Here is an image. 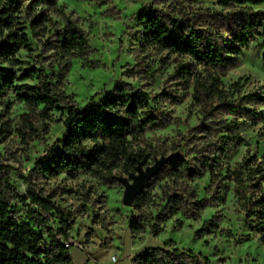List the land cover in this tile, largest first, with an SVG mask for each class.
I'll return each mask as SVG.
<instances>
[{"label":"trees","instance_id":"obj_1","mask_svg":"<svg viewBox=\"0 0 264 264\" xmlns=\"http://www.w3.org/2000/svg\"><path fill=\"white\" fill-rule=\"evenodd\" d=\"M170 1L185 7L201 0ZM210 1L214 7L192 16L183 12L173 17L150 6L137 12L140 49L152 47L188 59L187 63H178L174 73L190 83L191 98L203 118L211 121L194 127L199 134L194 137L204 138L201 144L190 145L183 138L172 149L175 154L154 175V179L166 177L168 182L163 190L165 203L155 222L148 226L134 215L128 228L135 235L149 227L150 234L157 235L162 231L161 223L177 213L185 219L198 217L204 208L222 199L220 194L199 197L187 184L207 172L209 183L222 177L233 183V195L245 225L260 235L264 245V165L252 158H244L233 167L221 161V156L241 140L238 119L254 124L263 118L255 107L263 103L258 92L243 94L241 78L225 88L221 76L236 65L242 47L255 37H262L264 46V0ZM52 14L57 20L51 18ZM27 28L33 37L50 35L32 63L18 57L21 50L32 51ZM47 51L49 55L44 54ZM90 51L87 35L64 5H56L55 0H0V104L6 113L14 104L24 109L12 125L8 117L0 122V134L13 129L25 141L31 140L38 123L50 119L54 112L62 117L64 126L61 137L53 141L45 155L35 159L28 174L20 175L27 183L25 195L13 189L10 168L0 163V264H74L71 245L65 246L71 239L72 213L47 194L37 184L38 179L85 174L108 185L118 182L117 174L130 177L139 163L150 164L142 144L147 132L164 125L156 109L164 95L151 96L120 81L97 100L92 96L83 106L77 105L63 90L65 76L71 60L86 59ZM125 72L131 76L135 71L127 68ZM214 111L234 118L213 120ZM20 200L27 207L24 217L12 208L13 202ZM148 203L144 188L133 206L141 208ZM217 227L213 219L204 220L195 236L202 237ZM131 264L212 262L167 239L162 245L136 253Z\"/></svg>","mask_w":264,"mask_h":264},{"label":"rangeland","instance_id":"obj_2","mask_svg":"<svg viewBox=\"0 0 264 264\" xmlns=\"http://www.w3.org/2000/svg\"><path fill=\"white\" fill-rule=\"evenodd\" d=\"M55 4L64 5L67 13L77 20L87 35L91 49L86 59L76 57L71 60L65 76L63 90L73 96L77 105L83 106L92 96L97 100L110 92L117 82H128L151 96L164 95L156 108L164 125L147 132L142 144L149 155V165L161 155L175 154L172 149L183 138L190 145L201 144L204 138L199 140L194 137L198 134L194 127L211 120L203 118L199 106L191 98L190 83L182 81L174 73L178 63L189 61L186 57L152 47L141 50L136 40L141 31L137 12L143 6H150L173 17H180L183 12L192 16L202 9L214 7L210 0L185 7L170 0H55ZM51 18L57 20L53 14ZM27 31L32 51L21 50L18 57L32 63L40 52L41 43L50 35L33 37L28 28ZM262 42V37L257 36L243 46L236 65L221 76L225 88L241 78L243 94L255 91L263 99L262 104L255 106L263 115L262 119L254 124L244 118L238 119L241 140L221 156V161L229 167L244 158H252L264 165ZM44 54L49 55L50 52ZM127 68H133L135 72L127 75ZM23 110L21 104H14L6 113L0 104V122L8 117V123L12 125ZM211 118L229 121L234 117L214 111ZM63 130L62 117L54 112L50 119L38 123L31 140L25 141L13 129L7 134H0V163L10 168L12 187L20 196L27 191V183L20 175L28 174L35 159L45 155L53 141L61 137ZM36 182L47 194H52L60 206L72 213L74 223L70 236L75 243L71 245L70 253L75 264H131L136 253L150 246L162 245L167 239L173 240L178 248L201 253L212 264H264V245L260 235L245 225L244 215L233 195V183L224 177L209 183L208 173L204 172L188 182L199 197L220 194L222 199L204 208L194 219H185L180 213L171 216L161 223L162 231L157 235H151L149 227L143 233L132 235L128 221L131 216L139 215L148 226L155 222L154 217L165 203L163 190L168 183L166 177L152 178L149 181L151 184H146L144 188L149 203L141 208L122 204L123 187L119 182L107 185L85 174L77 178L60 174L40 178ZM12 208L22 217L27 211L21 200L13 202ZM207 219L216 221L218 227L202 237H196L195 232ZM77 242L83 245V249L76 246ZM111 256L117 260L111 261Z\"/></svg>","mask_w":264,"mask_h":264},{"label":"water","instance_id":"obj_3","mask_svg":"<svg viewBox=\"0 0 264 264\" xmlns=\"http://www.w3.org/2000/svg\"><path fill=\"white\" fill-rule=\"evenodd\" d=\"M172 157V155H161L156 158L151 165L144 166L139 163L136 172L130 177L117 175L118 182L122 185L121 202L124 206L132 207L136 196L139 195L146 184L156 175L162 166Z\"/></svg>","mask_w":264,"mask_h":264},{"label":"built area","instance_id":"obj_4","mask_svg":"<svg viewBox=\"0 0 264 264\" xmlns=\"http://www.w3.org/2000/svg\"><path fill=\"white\" fill-rule=\"evenodd\" d=\"M74 243H75V241L72 240V239H70L69 241H67V242L65 243V246H66V247H69L70 245H73ZM76 246H77V247H80V248L83 249V245H82L81 243H79V242L76 243ZM116 260H117V259H116L115 256H111V261H116Z\"/></svg>","mask_w":264,"mask_h":264},{"label":"crops","instance_id":"obj_5","mask_svg":"<svg viewBox=\"0 0 264 264\" xmlns=\"http://www.w3.org/2000/svg\"><path fill=\"white\" fill-rule=\"evenodd\" d=\"M74 263V262H73ZM75 264V263H74Z\"/></svg>","mask_w":264,"mask_h":264}]
</instances>
